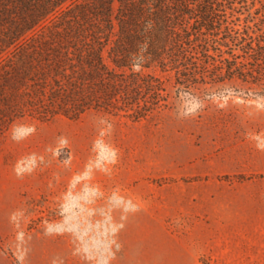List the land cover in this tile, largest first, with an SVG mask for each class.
Instances as JSON below:
<instances>
[{
  "label": "rangeland",
  "instance_id": "374dc122",
  "mask_svg": "<svg viewBox=\"0 0 264 264\" xmlns=\"http://www.w3.org/2000/svg\"><path fill=\"white\" fill-rule=\"evenodd\" d=\"M7 62L0 64V264H28L32 235L64 238L85 264H115L126 216L141 211L149 226L142 264H174L201 215L213 219L212 249L198 264L248 258L220 220L252 214L246 192L264 189V79L216 81L200 61L187 77L154 65L142 73L158 80V101L148 95L126 109L47 119L58 103L38 84H53L51 70ZM260 243L264 264V236Z\"/></svg>",
  "mask_w": 264,
  "mask_h": 264
},
{
  "label": "trees",
  "instance_id": "16d2710c",
  "mask_svg": "<svg viewBox=\"0 0 264 264\" xmlns=\"http://www.w3.org/2000/svg\"><path fill=\"white\" fill-rule=\"evenodd\" d=\"M6 60L9 68L19 61L25 69L40 64L51 70L53 84H38L39 93L48 86V99L58 103L47 119L126 109L148 95L160 98L158 80L142 73L154 65L187 77L198 73L200 61L212 67L216 81L264 79V5L262 0H0V64Z\"/></svg>",
  "mask_w": 264,
  "mask_h": 264
},
{
  "label": "crops",
  "instance_id": "0c3cea01",
  "mask_svg": "<svg viewBox=\"0 0 264 264\" xmlns=\"http://www.w3.org/2000/svg\"><path fill=\"white\" fill-rule=\"evenodd\" d=\"M258 173L264 182V169ZM247 199L251 201L253 213L250 215L237 214L235 218L220 220L224 235L229 238L236 236L237 250H245L248 258L242 264H260L261 238L264 236V189L257 192H246ZM252 195V197H251ZM256 206H259L258 208ZM258 212H255L256 210ZM255 212V213H254ZM143 212H132L126 216L123 229L119 234L122 250L115 264H142V242L148 240V223L142 222ZM203 223L190 227L189 243H180L176 249L174 264H198L201 257L207 255L212 249V222L211 217L203 216ZM4 215L0 212V225ZM198 228V229H197ZM241 236H244V244H241ZM223 240V238H222ZM139 243V244H138ZM137 244L136 246H134ZM224 245V244H222ZM243 245V246H242ZM134 247L137 249L134 254ZM243 247V248H242ZM28 264H85L84 261L73 252V247L64 238H40L37 235L29 239ZM228 250V243L222 251ZM162 264V263H161Z\"/></svg>",
  "mask_w": 264,
  "mask_h": 264
}]
</instances>
